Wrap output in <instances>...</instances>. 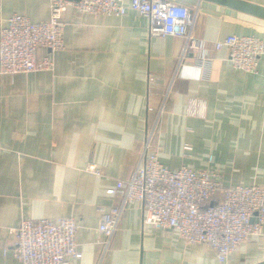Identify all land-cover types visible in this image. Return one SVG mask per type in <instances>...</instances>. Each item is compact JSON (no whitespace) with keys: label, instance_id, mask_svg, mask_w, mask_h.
<instances>
[{"label":"crops","instance_id":"0c3cea01","mask_svg":"<svg viewBox=\"0 0 264 264\" xmlns=\"http://www.w3.org/2000/svg\"><path fill=\"white\" fill-rule=\"evenodd\" d=\"M51 1L0 0V32L12 15L47 20ZM169 1L198 9L197 50L183 53V38L149 37L133 11L94 17L68 7L63 49L36 53L52 58L51 72L0 74V264H21L10 250L23 218L65 217L75 221L82 254L70 264H218L207 245L144 224L138 202L125 208L104 254L97 232L121 199V191H106L128 182L150 131L166 169H204L211 158L224 188H264V56L256 74H244L227 49L214 50L229 35L264 43V20L210 2ZM193 99L203 104L202 118L186 113ZM91 165L99 176L86 171ZM261 263L264 227L227 262Z\"/></svg>","mask_w":264,"mask_h":264},{"label":"built area","instance_id":"2783aa9c","mask_svg":"<svg viewBox=\"0 0 264 264\" xmlns=\"http://www.w3.org/2000/svg\"><path fill=\"white\" fill-rule=\"evenodd\" d=\"M68 7L94 17H123L133 11L147 22L148 35L179 37L185 40L183 53L198 49L191 35L197 8L169 0H52L49 18L32 23L12 15L0 32V74L15 76L51 72L52 58L37 59L39 49L50 53L63 49L62 16ZM227 49L232 67L244 74H256L264 56V43L255 37L229 35L214 45ZM201 63L205 59L201 58ZM203 104L190 100L186 113L202 118ZM153 131L146 135L138 166L124 185L121 181L106 194L121 191L116 207L100 217L97 232L102 237L103 254L117 230L125 208L138 202L144 208V224L156 230H171L186 244L207 245L218 262L228 258L245 242L261 236L264 227V188L256 183L224 188L222 173L211 167L193 169L181 166L166 169L159 159V148L152 149ZM190 151L189 146L184 147ZM96 176L100 171L88 166ZM218 198V201H213ZM15 245L10 250L21 264H70L82 254L76 241L77 226L71 217L56 219L23 218L15 230ZM6 252V250H5ZM102 254V255H103Z\"/></svg>","mask_w":264,"mask_h":264},{"label":"water","instance_id":"95a60500","mask_svg":"<svg viewBox=\"0 0 264 264\" xmlns=\"http://www.w3.org/2000/svg\"><path fill=\"white\" fill-rule=\"evenodd\" d=\"M199 1L210 2L254 18L264 20V7L245 0H199Z\"/></svg>","mask_w":264,"mask_h":264},{"label":"trees","instance_id":"16d2710c","mask_svg":"<svg viewBox=\"0 0 264 264\" xmlns=\"http://www.w3.org/2000/svg\"><path fill=\"white\" fill-rule=\"evenodd\" d=\"M213 201H218V198L214 199Z\"/></svg>","mask_w":264,"mask_h":264}]
</instances>
